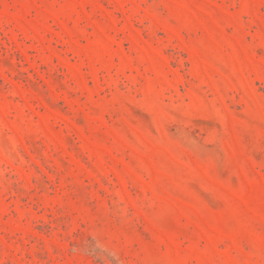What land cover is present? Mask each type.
Listing matches in <instances>:
<instances>
[{
    "label": "rangeland",
    "instance_id": "1",
    "mask_svg": "<svg viewBox=\"0 0 264 264\" xmlns=\"http://www.w3.org/2000/svg\"><path fill=\"white\" fill-rule=\"evenodd\" d=\"M0 264H264V0H0Z\"/></svg>",
    "mask_w": 264,
    "mask_h": 264
}]
</instances>
